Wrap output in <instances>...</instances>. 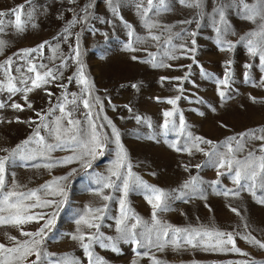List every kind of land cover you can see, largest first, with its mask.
Instances as JSON below:
<instances>
[{
  "label": "rangeland",
  "instance_id": "374dc122",
  "mask_svg": "<svg viewBox=\"0 0 264 264\" xmlns=\"http://www.w3.org/2000/svg\"><path fill=\"white\" fill-rule=\"evenodd\" d=\"M247 2L254 4L255 0ZM21 4L26 5L22 17L26 23L22 32L16 30L13 15L2 18L4 31L0 33V39L6 41V47L0 52V64L12 57L14 63L9 74L19 77L15 69L27 65L15 53L49 41L42 60L40 53L33 54L37 58L35 62L55 68L64 60L67 66L62 69L61 79L27 94L32 108L26 106L23 93L9 94L6 91L7 79L0 70V104L5 105L0 108V157L9 155L18 145L24 148L25 154L37 148L34 142L27 146L23 142L33 136L36 124L40 123L36 112L46 113L62 97L65 90L57 85L67 84L68 93H76L78 97L81 95L82 86L75 81L68 83L67 80L78 67L70 59L77 45L85 75L94 86L92 97L99 98L97 102L89 97L95 105L93 117L98 131L106 138L104 154L97 156L91 168L87 169L78 162L46 168L42 166L50 162L46 159L25 161L19 155L6 161V189L13 190L15 186L19 192L39 188L53 178L67 176L72 169H76L63 182L67 199L44 240L43 252L47 255L42 256L41 264H49V261L56 264L65 258L74 260L76 264H89L80 243L70 237L76 233L78 225L75 221L79 215L88 207L105 204L107 208L102 214L103 219L98 223L99 233L109 246L101 247L93 242L90 249L93 260L100 258L103 264H133V261L136 264H151V256L164 264H264V249L242 238L251 235L264 242V204L258 202L264 199V188L260 182L257 181L256 188L252 190L248 187L238 189L232 179L234 173L218 169L214 158L195 149L189 155L171 146L175 143L178 147L185 144L190 147L188 133H191L193 137L213 141L219 151L225 152L226 147L221 145L229 137L240 139L239 134L251 130H256L257 135H264L258 131L264 128V67L260 65L258 57L249 54L246 41H241V37L258 29L259 21L253 23L243 18L245 10L240 0H201L199 7L185 6L179 0H165L163 5L159 0H153L152 6L148 5L147 0H31L30 5L26 0H0V11L10 12ZM149 7L151 10L145 16ZM218 9L224 12V23L220 21ZM73 20L78 22L70 26L69 22ZM145 21L155 26L149 30ZM65 28H69L71 35L65 32ZM217 28L221 31L218 32ZM150 33L159 36L160 40L151 39ZM64 36L67 39H63ZM192 40H195L194 45ZM221 41H230L234 47L222 50ZM181 45L195 50L185 51ZM223 47L226 48V44ZM133 56L137 59L133 60ZM161 62L171 67L154 66ZM161 77L167 79L162 81ZM225 78L228 84L221 85L220 80ZM133 84L137 87L133 88ZM18 87L23 88L24 85L18 84ZM220 91L225 92L224 98L220 97ZM176 97L180 99L175 105L166 102ZM13 102L24 105V110L11 108ZM87 111L81 104L74 112V118L80 120L85 128ZM165 111L174 113L167 118V129L163 127ZM59 115L58 111L53 112L48 122ZM181 116L185 122L183 134ZM137 117L140 119L137 120ZM29 121L36 123L30 124ZM113 126L119 132V143L135 176L168 193L166 206L156 211L160 225L233 233L236 246L247 255L204 250L202 245L192 247L183 239L179 247L169 241L162 250L155 245L151 248L138 247L122 239L116 230V220L121 216L120 200L126 201L128 224L135 223L137 217L142 221L136 229L138 233L146 231V228H154L153 208L146 199L149 195L147 190L131 181L126 196L122 189L105 188L103 194L110 196V199L104 201L94 192L99 187L95 183L97 176L110 175L109 170L119 151ZM41 135L52 142L48 130L43 127ZM243 143L246 145L244 151L235 155L243 161L251 150L259 162V158L264 156V152L259 151L262 141L244 137ZM200 147L211 151L210 145L202 144ZM49 155L61 160L72 155V152L56 149ZM34 164L41 166L34 167ZM196 165L201 166L197 168ZM218 171L223 174L218 176ZM193 177L195 184L184 188L183 185ZM112 179L115 180V177ZM227 190L238 191L239 194L226 196L223 193ZM233 208L239 214L233 212ZM33 211L51 212L52 209ZM42 223L31 222L20 227L24 231L35 232ZM83 230L96 232L86 227ZM10 236L18 240L28 239L21 236L19 227L0 225V243L13 246ZM109 237L111 240L107 239ZM152 239H156L155 230ZM141 243L146 244V241L141 240ZM112 245L118 251H113ZM137 252H149V256H138ZM34 259V256L29 257L25 264H31Z\"/></svg>",
  "mask_w": 264,
  "mask_h": 264
},
{
  "label": "snow or ice",
  "instance_id": "6c2138e0",
  "mask_svg": "<svg viewBox=\"0 0 264 264\" xmlns=\"http://www.w3.org/2000/svg\"><path fill=\"white\" fill-rule=\"evenodd\" d=\"M201 0H179V3L185 6H200ZM245 10L244 19H247L253 23L258 24V29L247 34L246 37H241V41H246V47L249 54L253 57H258L260 65L264 67V0H255L254 4H250L247 0H240ZM27 4H31V0H26ZM149 6L153 5V0H147ZM159 3L163 5L165 0H159ZM25 4L18 5L17 7L10 10V12L0 11V33L4 31V20L5 16H14V25L17 31L22 32L26 20L22 17L24 16ZM151 7L147 9L144 15H147V11H150ZM87 11V9H85ZM218 15L220 21L224 23V12L222 9H218ZM28 19H31V14L28 15ZM78 21L73 20L69 22L70 26H73ZM146 26L149 30L155 25L145 21ZM190 23V21H186ZM35 27V24L32 25ZM217 31L221 30L217 28ZM65 32L71 35L69 28H65ZM131 34V33H130ZM195 35V33H192ZM67 39V36L62 37ZM150 38L156 41L160 40L159 36L151 35ZM49 41H44L37 45L36 47L21 49L15 55L18 59L25 62L26 67H18L15 69L20 75L19 77L10 75L11 65L14 63L12 57H8L7 60L0 64V70H3L4 75L7 79L6 91L9 94L23 93V99L28 108H32L33 105L28 101V93L32 92L34 89L42 88L53 81L61 79L63 77L62 69L65 68L66 61L61 60L59 66L55 68L49 67L44 63H37L36 57L33 55L35 53H40V60L43 59V52L46 46H49ZM192 44H195V40H192ZM222 50H231L234 44L230 41H221ZM226 44V48L223 45ZM6 47V41L0 39V52ZM185 51H194L195 49H187L185 46H180ZM58 45L53 48V52L56 51ZM152 55V54H150ZM81 53L79 51L78 45L73 49V56L70 59L74 60L78 65L76 72L67 78L68 83L75 81L77 84L81 85V95L78 97L76 93L67 92V84H59L58 87L64 89V93L58 102L49 108V110L44 112H36V116L40 123L36 124L35 131L32 137H29L23 142L24 146L29 143L34 142L37 148L31 152L24 153V148L18 145L16 148L9 152V155L0 157V225H12L20 228V234L23 237H27L25 240H18L17 237H9L13 241V246L9 247L5 244L0 243V264H25L29 257H35L31 261V264H41L42 256L47 255L43 252V243L51 230L52 226L55 224L56 217L59 213L61 206L66 202L67 191L66 186L63 183L67 181L70 176H72L76 169H72L67 176L55 177L51 181L46 182L39 188L30 189L26 192H19L15 190H7L5 186V163L10 158L17 155L25 161H32L35 159H46L50 162L43 164V167L52 168L57 165H65L74 162L80 163L81 167L87 169L91 168L92 161L97 157L104 154V149L106 147V138L101 135L98 131V125L93 117L92 109L95 105L89 97H92L93 85L90 79L85 75L84 65L80 59ZM171 58L175 59V56ZM52 59V58H50ZM133 60L137 57L133 56ZM153 60L155 57L153 56ZM147 62V61H144ZM231 63L230 61L228 62ZM156 67H171V65H165L163 62L159 64H154ZM245 67L250 68L251 65H246ZM228 73L226 72V77ZM167 79L166 77H161V80ZM221 85H227L228 79H222L219 82ZM18 84H23L24 87H18ZM133 88L137 87L135 84L132 85ZM52 96L51 92L47 93ZM219 95L221 98L225 97V92L220 91ZM71 97V98H70ZM95 101L99 102L98 97H92ZM159 101V97L156 98ZM180 97L174 99H167V103L175 105ZM82 104L83 108L88 110L85 113V120L87 121V127L85 128L82 122L74 118V112L77 111ZM71 105L72 107H68ZM5 107L4 104H0V108ZM11 108L17 111H23L24 105L20 103L13 102L10 105ZM58 111L59 116L56 117L54 121L48 122V118L51 117L53 112ZM172 111H165L163 116L165 117L163 127L168 128L169 120L167 118L173 116ZM140 117H137L139 120ZM19 121V118H17ZM29 123H36L35 121H29ZM111 124V121L108 122ZM48 130L49 136L52 142H48L43 135H41V128ZM185 127V122L183 117L180 118V128L181 134H183V129ZM261 133H264V128L259 129ZM113 135L116 138V144L119 151L117 152L116 160L113 162L112 168L109 170V176H97L95 183L99 185L94 192L96 195H100L104 201L110 199V196L103 194V189L111 188L115 190H123L124 195H127L129 190L130 181L132 183L141 184L149 193L146 196L148 203L152 206V220L154 222V228H146L144 232H137L136 229L138 225L142 223L139 217L136 218V222L128 224L127 212L125 208L126 201L124 199L120 200V210L121 216L116 220V230L120 233L121 238L126 241H131L138 247H149L153 245L160 248L164 247L166 242H171L177 247L180 246V240L183 239L185 243L191 245L192 247H197L202 245L204 250H219V251H229L239 253L241 255H247L241 251L239 247L236 246L235 238L233 233H224L217 230L210 229H195V228H178L172 227L171 225H160L157 220L156 211L165 207V201L168 197L163 189L158 187L148 185L146 182L142 181L138 176L131 171V164L127 162V155L122 145L119 143V132L116 128L112 127ZM240 139L235 136L227 138L225 142H222V147H226L225 152H221L218 149L216 143L211 140L205 139L204 137L195 136L193 137L191 133H188V138L191 140V146L189 147L185 144L182 147H178L177 144H172L171 146L177 151H186L189 155L192 153V149L199 152H204V154L210 158H214L215 164L218 169H226L228 172L233 174V182L238 189H243L248 187L250 190L255 189L257 186V181L260 182V186L264 188V156L257 158L254 153L249 150L247 158L241 161L235 153L244 151L246 145L243 143L244 137H250L251 139L262 141L259 146V151L264 152V135H257L256 130H251L245 133L239 134ZM235 143V147L233 146ZM210 145L211 151H205L200 145ZM56 149H67L72 152V155L67 156L61 160H56L50 157L49 153ZM3 151H9L4 149ZM34 167H40L39 164H34ZM201 165H196L199 168ZM123 170V171H122ZM187 170V166H185ZM223 173L217 172V175H222ZM115 177V180L112 178ZM116 181H120L119 184ZM242 181L247 183H242ZM195 177L191 181L186 182L183 187L189 188L195 184ZM217 183V182H213ZM42 194V195H41ZM224 195H238V191L227 190L223 193ZM255 195V191H253ZM54 197L53 199H47L44 197ZM58 197L59 199H56ZM264 204V199L258 201ZM107 205H102L100 207L92 208L88 207L85 212L79 215L75 223L78 225L76 233L71 235V239L78 241L89 258V264H103L100 258L93 260V253L90 250L92 243H99L101 247H108L109 245L104 243L102 234L99 233L100 224L98 221L103 219V213ZM34 209H52L51 212L45 211H33ZM233 212L238 211L237 209H232ZM41 227L35 232L24 231L22 225L31 222H41ZM95 229L96 232H85L83 229ZM155 230L156 239L153 241L152 233ZM137 237H140L139 239ZM226 237V239H224ZM207 238V240L205 239ZM215 238V242H213ZM247 240L248 243L256 245L261 249H264V242L256 239L254 236L248 235L242 237ZM111 240V238H107ZM141 240H145L146 244H142ZM231 245V247H227ZM113 251H118L115 245H112ZM137 255L149 256V252H137ZM151 264H164L163 261L158 260L154 256L150 257ZM49 264H53L49 261ZM56 264H76L74 260L65 258L62 262H56ZM133 264H136L133 261ZM241 264H247V262H241ZM256 264V262H252Z\"/></svg>",
  "mask_w": 264,
  "mask_h": 264
}]
</instances>
